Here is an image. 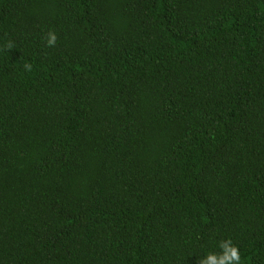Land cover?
I'll list each match as a JSON object with an SVG mask.
<instances>
[{"label":"trees","instance_id":"obj_1","mask_svg":"<svg viewBox=\"0 0 264 264\" xmlns=\"http://www.w3.org/2000/svg\"><path fill=\"white\" fill-rule=\"evenodd\" d=\"M229 237L264 264V0H0V264Z\"/></svg>","mask_w":264,"mask_h":264},{"label":"clouds","instance_id":"obj_2","mask_svg":"<svg viewBox=\"0 0 264 264\" xmlns=\"http://www.w3.org/2000/svg\"><path fill=\"white\" fill-rule=\"evenodd\" d=\"M57 36L52 30L46 33L45 43L51 47L56 43ZM3 47L11 49L13 43L11 41L6 42ZM25 71H30L32 65L30 63H24ZM218 252H206L203 256L199 257L198 264H246V261L242 259L241 251L232 242L231 238H225L218 242Z\"/></svg>","mask_w":264,"mask_h":264}]
</instances>
